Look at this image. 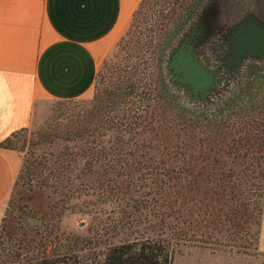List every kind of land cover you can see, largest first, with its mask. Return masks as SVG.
<instances>
[{
    "label": "trees",
    "instance_id": "16d2710c",
    "mask_svg": "<svg viewBox=\"0 0 264 264\" xmlns=\"http://www.w3.org/2000/svg\"><path fill=\"white\" fill-rule=\"evenodd\" d=\"M183 2L174 1L180 13L163 14L147 39L156 40L151 68L135 49L109 94L94 89L85 115L23 127L0 141L21 159L0 219V264H173L185 248L255 249L264 206L263 107L232 104L197 115L170 93L161 61L174 26L197 17L219 28L248 8L264 20V0ZM165 19L174 24L163 30ZM81 195L110 208L86 235L62 236L65 206ZM9 206L23 223L17 238L5 226Z\"/></svg>",
    "mask_w": 264,
    "mask_h": 264
},
{
    "label": "crops",
    "instance_id": "0c3cea01",
    "mask_svg": "<svg viewBox=\"0 0 264 264\" xmlns=\"http://www.w3.org/2000/svg\"><path fill=\"white\" fill-rule=\"evenodd\" d=\"M139 1L0 0V141L29 124L41 98L91 96L99 61ZM20 162L0 147V219Z\"/></svg>",
    "mask_w": 264,
    "mask_h": 264
},
{
    "label": "flooded vegetation",
    "instance_id": "af4514ba",
    "mask_svg": "<svg viewBox=\"0 0 264 264\" xmlns=\"http://www.w3.org/2000/svg\"><path fill=\"white\" fill-rule=\"evenodd\" d=\"M264 20L250 8L236 21L215 28L197 17L181 22L163 47L162 78L176 101L195 114L213 116L234 104H257L264 97V35L246 40ZM196 59L206 73L207 84L193 91L182 82L183 58ZM264 100V99H263Z\"/></svg>",
    "mask_w": 264,
    "mask_h": 264
},
{
    "label": "rangeland",
    "instance_id": "374dc122",
    "mask_svg": "<svg viewBox=\"0 0 264 264\" xmlns=\"http://www.w3.org/2000/svg\"><path fill=\"white\" fill-rule=\"evenodd\" d=\"M174 1L144 0L129 32L126 34L130 20L126 27L109 43V48L99 61L91 96L67 100L41 98L34 103L30 121L26 127H49L66 121V119L70 120L76 116L85 115L92 107L90 100L94 91L97 90V94L101 98L109 94L121 78V75L135 61V49L138 56L142 54L140 56L142 58L141 66L151 68L153 59L151 50L156 44V40L153 38L152 42L148 44L146 43L147 39L152 35V31L154 32L156 23L159 22L163 14L170 12V9L178 12V14L180 13L181 8ZM176 1L179 2V0ZM185 4L184 0L180 5L184 6ZM164 23L162 26L163 30L170 28L174 24L166 19ZM180 25L174 26L173 32ZM263 99L258 101V104L264 109ZM253 112L257 113L256 111ZM258 115L261 119H264L263 110ZM96 203L88 195H81L79 198L71 199L65 206L66 208L58 224L57 231L62 236L86 235L88 229L95 228L98 217H104L110 208L108 204L101 205ZM11 209L12 207L9 206L8 211L11 213L6 218L5 226L15 233L13 238H17L23 231V223L20 219V214H17L16 211H11ZM31 209L30 205L26 206L27 211ZM173 264H264V250L260 247L259 238L255 249L249 251L248 254L211 252L208 249L199 247L185 248L174 257Z\"/></svg>",
    "mask_w": 264,
    "mask_h": 264
},
{
    "label": "water",
    "instance_id": "95a60500",
    "mask_svg": "<svg viewBox=\"0 0 264 264\" xmlns=\"http://www.w3.org/2000/svg\"><path fill=\"white\" fill-rule=\"evenodd\" d=\"M247 37L243 38L246 40H254L260 38V36L264 35V28L260 25H255L254 30ZM181 66L177 68L182 72V82L188 83L194 92L197 90H202V88L207 84L208 78L206 73L201 68V66L197 63L196 59H191L189 57L183 58L180 60Z\"/></svg>",
    "mask_w": 264,
    "mask_h": 264
}]
</instances>
